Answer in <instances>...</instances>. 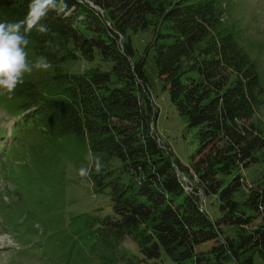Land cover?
Segmentation results:
<instances>
[{
  "label": "trees",
  "instance_id": "1",
  "mask_svg": "<svg viewBox=\"0 0 264 264\" xmlns=\"http://www.w3.org/2000/svg\"><path fill=\"white\" fill-rule=\"evenodd\" d=\"M226 8L221 0H0V45L15 41L59 71L51 89L13 82L4 102L28 111L24 123L87 145L89 177L113 206L97 218L101 247L117 250L129 237L141 262L164 255L175 264H256L259 256L264 264V185L243 204L234 198L245 187L241 170L264 150V129L252 122L262 90L255 62L223 20ZM151 27L145 54L154 50L163 89L197 131L188 166L159 137L146 57L135 60L132 35ZM79 58L111 68L61 71ZM200 191L216 198L218 218L202 208ZM227 226L239 228L235 239L223 238Z\"/></svg>",
  "mask_w": 264,
  "mask_h": 264
},
{
  "label": "rangeland",
  "instance_id": "2",
  "mask_svg": "<svg viewBox=\"0 0 264 264\" xmlns=\"http://www.w3.org/2000/svg\"><path fill=\"white\" fill-rule=\"evenodd\" d=\"M221 3L227 6L223 20L232 31L236 30L234 35L244 54L255 62L262 91L261 105L252 122L264 129V0H221ZM155 29L132 35L135 60L146 57L151 97L159 111L158 135L188 166L199 147L197 131L189 129L163 89L154 64V50L145 54ZM44 61L33 49L25 50L15 41L0 45V264H175L164 255L160 260L141 262L137 245L129 237L117 250L97 244V218L112 214L113 206L110 194L97 192L89 177L92 163L89 148L74 134L59 136L35 123H24L28 111L16 113L13 101L9 105L4 102V91L17 80L45 83V89L55 86L50 81L59 73L58 67ZM97 65L106 71L111 68L99 59L89 63L81 58L67 60L60 68L63 73H80ZM258 156V163L240 172L245 187L234 197L240 204L251 190L264 185V150ZM237 174L223 179L229 183ZM182 180L187 182L188 178L183 175ZM187 185L186 191L191 192L189 180ZM199 196L202 208L212 218H218L216 198L206 197L202 191ZM261 223L262 219L256 220L252 228ZM223 231V238L230 239L240 232L232 226L224 227ZM204 249L202 246L199 250ZM255 262L263 264L259 256H255Z\"/></svg>",
  "mask_w": 264,
  "mask_h": 264
},
{
  "label": "bare ground",
  "instance_id": "3",
  "mask_svg": "<svg viewBox=\"0 0 264 264\" xmlns=\"http://www.w3.org/2000/svg\"><path fill=\"white\" fill-rule=\"evenodd\" d=\"M187 188H189V187H187ZM187 188H186V189H187ZM190 190H191V189H190ZM187 191H188V190H187Z\"/></svg>",
  "mask_w": 264,
  "mask_h": 264
},
{
  "label": "built area",
  "instance_id": "4",
  "mask_svg": "<svg viewBox=\"0 0 264 264\" xmlns=\"http://www.w3.org/2000/svg\"><path fill=\"white\" fill-rule=\"evenodd\" d=\"M187 182H188V180H187ZM187 182H186V183H187ZM191 189H192V188H191Z\"/></svg>",
  "mask_w": 264,
  "mask_h": 264
},
{
  "label": "water",
  "instance_id": "5",
  "mask_svg": "<svg viewBox=\"0 0 264 264\" xmlns=\"http://www.w3.org/2000/svg\"><path fill=\"white\" fill-rule=\"evenodd\" d=\"M91 6H93V4H91Z\"/></svg>",
  "mask_w": 264,
  "mask_h": 264
}]
</instances>
